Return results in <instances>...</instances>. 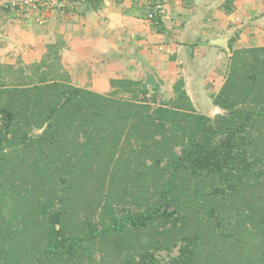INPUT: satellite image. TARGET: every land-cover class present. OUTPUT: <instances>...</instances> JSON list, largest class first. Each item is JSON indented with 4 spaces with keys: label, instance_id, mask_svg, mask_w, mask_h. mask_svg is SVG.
<instances>
[{
    "label": "trees",
    "instance_id": "trees-1",
    "mask_svg": "<svg viewBox=\"0 0 264 264\" xmlns=\"http://www.w3.org/2000/svg\"><path fill=\"white\" fill-rule=\"evenodd\" d=\"M230 48L214 116L0 62V264H264V45Z\"/></svg>",
    "mask_w": 264,
    "mask_h": 264
},
{
    "label": "crops",
    "instance_id": "crops-1",
    "mask_svg": "<svg viewBox=\"0 0 264 264\" xmlns=\"http://www.w3.org/2000/svg\"><path fill=\"white\" fill-rule=\"evenodd\" d=\"M57 1L32 14L0 5V62L40 60L57 45L75 86L108 93L112 80L132 79L170 98L183 79L196 109L214 116L230 46L264 44V0ZM152 1L166 19L147 18Z\"/></svg>",
    "mask_w": 264,
    "mask_h": 264
},
{
    "label": "built area",
    "instance_id": "built-area-1",
    "mask_svg": "<svg viewBox=\"0 0 264 264\" xmlns=\"http://www.w3.org/2000/svg\"><path fill=\"white\" fill-rule=\"evenodd\" d=\"M60 3L57 0H0V5L7 9L32 14L42 9L54 7ZM147 18L153 21H161L167 18L168 13L165 4L161 1L149 2ZM40 22L43 19L39 18Z\"/></svg>",
    "mask_w": 264,
    "mask_h": 264
},
{
    "label": "rangeland",
    "instance_id": "rangeland-1",
    "mask_svg": "<svg viewBox=\"0 0 264 264\" xmlns=\"http://www.w3.org/2000/svg\"><path fill=\"white\" fill-rule=\"evenodd\" d=\"M262 45H264V44H262ZM16 61H17V60H16ZM177 252H178V249L176 248V249L174 250L173 254H177ZM158 255H160V256H162V257H166V253H165L164 251H162V252L160 251Z\"/></svg>",
    "mask_w": 264,
    "mask_h": 264
},
{
    "label": "water",
    "instance_id": "water-1",
    "mask_svg": "<svg viewBox=\"0 0 264 264\" xmlns=\"http://www.w3.org/2000/svg\"><path fill=\"white\" fill-rule=\"evenodd\" d=\"M222 44V43H221Z\"/></svg>",
    "mask_w": 264,
    "mask_h": 264
}]
</instances>
